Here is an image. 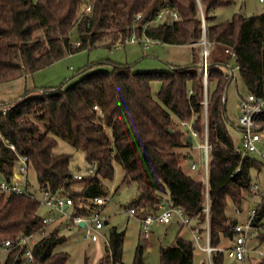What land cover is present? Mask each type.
I'll return each mask as SVG.
<instances>
[{"label": "trees", "instance_id": "1", "mask_svg": "<svg viewBox=\"0 0 264 264\" xmlns=\"http://www.w3.org/2000/svg\"><path fill=\"white\" fill-rule=\"evenodd\" d=\"M200 2L201 6L198 0H0V84L82 50L113 48L117 41L125 44L132 35L193 45V61L184 67L136 72L130 64L101 62L111 68L93 70L88 66L71 85L40 91L37 87L0 101V177L12 179L19 157L25 156L41 189L72 197L74 215L85 214L90 199L106 195L102 179L114 178L118 162L124 169L122 183L137 184L134 205L139 209L156 213L165 204L181 207L196 220L201 234L209 223L212 246H222L225 241L232 245L236 231L234 219L227 213L228 203L243 209L253 185L251 172L264 170V160L236 150L227 116L232 74L224 64L232 57L226 49L236 51L248 91L263 95L264 12L236 13L218 22L216 11L234 0ZM90 4L92 10L87 12ZM162 11L163 18L157 19ZM173 11L178 19L173 18ZM202 14L210 42L207 82L200 70ZM154 82L159 83L157 91ZM255 120L264 129V113ZM182 121L191 122L202 139L207 134V176L202 170L201 178L193 177L183 167V160L189 158L185 150L191 144ZM59 140L84 152L88 165L97 164L96 173L75 178L70 168L72 155L54 152ZM40 206L37 198L0 191V244L43 228ZM256 210V237L263 243L264 193ZM47 231L30 246L32 260L25 247L10 252L0 247V264H66L69 253L56 250L66 236L59 226ZM125 235L116 227L111 229L97 264L122 261ZM194 242L179 232L172 245L161 247L160 264H194ZM226 257L224 251H215L212 264H224ZM246 261L264 264V255L247 254ZM84 264H88L87 258ZM132 264H146L142 245Z\"/></svg>", "mask_w": 264, "mask_h": 264}, {"label": "rangeland", "instance_id": "2", "mask_svg": "<svg viewBox=\"0 0 264 264\" xmlns=\"http://www.w3.org/2000/svg\"><path fill=\"white\" fill-rule=\"evenodd\" d=\"M263 12L264 2L260 0H234L233 4L221 7L216 11V19L218 22H224L231 19L236 13L255 15ZM140 41L141 40L138 39L136 42L134 41L135 43H125L126 45L123 44L120 47L115 46L113 48L96 47L68 55L56 61L54 64L37 71L35 75L37 87L38 89H46L50 87H59L62 84H65V86L71 85L83 75L78 72L88 66H92L91 69L93 70L111 68L101 62L130 64L133 71L136 72H159L170 69L171 64L184 66L191 64L193 61L191 50L186 46L157 43L156 45L153 44L150 48H146L144 42L140 43ZM196 46L198 49L200 48L199 45ZM200 50L202 51L201 48ZM157 85V82L153 83L154 91L158 90L156 88ZM239 89L242 93H246L243 86H240ZM227 93L228 103L231 104L234 102L237 107L239 92L234 83L229 85ZM233 121L235 124L239 122L237 118ZM229 128L230 132L234 134L233 138L235 143L238 144V137L240 138L241 135L240 132H238L232 123H229ZM108 132L111 134L110 129H108ZM262 143L264 144V138ZM54 152L56 154L68 153L72 155L70 168L73 174H85L87 172L89 165L86 161L84 152L75 149L63 140H59V144ZM191 152L195 155L194 161L199 163V148L193 147L191 148ZM253 156L260 159L258 154H253ZM192 161L193 159H186L184 162L185 171L193 177L201 178L202 166L198 165L197 169H191ZM251 174L252 184L257 183L260 190L264 191V170L260 172L252 170ZM123 176V167L118 162H115L114 178L102 179L104 189L106 190L105 196L108 199L104 206L103 214L106 216L109 223L103 230L105 236H102L99 241H92L86 238V231L84 228L72 225L69 226L70 219L68 216L62 215L59 212L51 214L55 217L62 216V221L48 226V230L51 231L59 226L62 233L66 236V241L56 248L57 251H66L69 253L70 257L66 264H84L86 258L88 264H97L99 258L104 254V247L113 227H116L120 231H125L126 233L122 261L119 264H132L138 245L143 246L146 264H160L161 247L172 245L179 232L183 238L194 242L191 230L187 226H182L177 217L169 224L160 223L158 221L153 222L151 225V236L144 238L141 233L142 224L139 219L142 213H138V216H133L129 213V208L134 206V200L138 195L137 184L135 182L129 184L122 183ZM29 182L30 189L35 191L36 198L41 200L42 189L33 168L29 169ZM81 188V184L76 185L77 190ZM258 201L259 197L257 196L253 201L247 202L242 211H238L234 204L229 201L227 213L231 217L239 218L240 222H244L251 209L256 206ZM70 212L71 210L68 209V215ZM160 212L161 211L158 210L154 215H158ZM40 213L41 215L48 213V209L42 204L40 206ZM229 244V241H225L222 246L227 247ZM194 245V264H210L208 254L197 246L195 242ZM247 247L249 250L248 254L259 257V251H264V242L262 243L257 237H253L248 240ZM230 263L231 259L226 257L224 264ZM246 264H249V262L246 261Z\"/></svg>", "mask_w": 264, "mask_h": 264}, {"label": "built area", "instance_id": "3", "mask_svg": "<svg viewBox=\"0 0 264 264\" xmlns=\"http://www.w3.org/2000/svg\"><path fill=\"white\" fill-rule=\"evenodd\" d=\"M264 2V0H260ZM92 5H88L86 8L87 12H91ZM164 11L160 12L157 19H162L164 16ZM142 14L137 16V19L141 17ZM174 19L179 18V14L176 11L172 12ZM203 21V37L200 42L202 45V51L200 55V70L207 82L208 77V59L210 54V42L207 38V28L204 25L206 20L204 14H202ZM139 38L132 35L131 38L126 40L137 41ZM145 39L149 42V46L154 44V41L148 37ZM78 44V43H77ZM121 41L116 42V47L122 46ZM226 52L234 59L237 58V53L233 49H226ZM235 69H240L237 64ZM233 72V70H232ZM97 108V106H95ZM239 127L242 132L241 143L236 147L237 152L242 154H258L264 159V132L261 126L256 122L255 118L259 114L264 113V94L258 95L254 92L248 91L246 94L239 99ZM181 126L188 128L189 133L192 137H198V133L192 129L191 122L182 121ZM0 136H2L0 134ZM206 141L200 147H203L205 152V168L208 171L209 167V149L210 145L208 143V138L206 134ZM10 148L15 150L14 144H9ZM192 168H196V163L192 164ZM97 170V164H90L88 166L87 172L75 174V178L82 179L87 175L95 174ZM0 191L6 194H19V195H29L36 198L35 191L30 189L29 182V165L25 156L19 157V162L17 167L14 169L12 179L7 180L6 178L0 177ZM252 192L258 195L259 201L261 199L264 191H261L259 185L253 184L251 188ZM107 198L104 195L95 196L89 201V210L85 214L74 215V200L72 197L63 195L61 193H56L50 189H42V199L39 202L48 209V213L43 216L44 227L38 232H34L28 235H21L16 239H7L0 244L1 250L3 252H10L13 249L25 247L26 255L29 260L33 259L32 249L30 246L34 245L40 238L47 234L48 226L59 223L62 221V216L55 217L51 215L52 213L59 212L62 215H66L70 219V226L81 227L80 223L84 222L85 225L82 227L86 231V238L92 241H99L102 236H105L103 230L106 226V216L103 214V209L107 203ZM70 209L71 212L68 215L67 210ZM160 214L154 215L156 213L145 211L144 209H139L136 205L129 208V213L133 216H138V213H142L139 217L142 224L141 233L144 238H148L151 235V225L153 222L158 221L160 223L169 224L172 220L177 217L182 226H187L192 234L195 243L204 250L209 257V262L212 264V253L215 251H224L227 256L234 259L237 263L246 264V256L249 252L247 243L248 240L256 237L258 234L256 218V207H254L249 214V217L244 222H236L234 224V230L236 231V237L233 244L229 247H214L210 244V232L209 223L207 222L204 234H201L199 226L196 224V220L187 216L185 211L181 207H174L168 204L162 205L160 207ZM261 229L264 230V221ZM260 255H264V251H259Z\"/></svg>", "mask_w": 264, "mask_h": 264}, {"label": "crops", "instance_id": "4", "mask_svg": "<svg viewBox=\"0 0 264 264\" xmlns=\"http://www.w3.org/2000/svg\"><path fill=\"white\" fill-rule=\"evenodd\" d=\"M206 20V19H205ZM207 24V23H206ZM208 29V28H207ZM208 32V31H207ZM140 43L141 42H144V46L146 48H150L151 46H149V42L144 38L140 39ZM154 41V45H156L157 43H160L158 41ZM136 42V41H135ZM134 41H130V42H127L128 43H135ZM162 44H165V43H162ZM126 45V44H124ZM182 46H186L188 47L190 50H191V53H192V49H193V45H189V44H186V45H182ZM72 55V54H71ZM193 56V55H192ZM54 64V63H53ZM106 66H110V64H105ZM189 65V64H187ZM187 65H184V66H187ZM236 59L232 58V60L230 61H227L225 64H224V68L226 71L230 72L232 74V81L230 84L234 83L238 89V92H239V97H238V101H237V107L235 105V103H231L229 104L228 103V97H227V116H228V120H229V123H232L236 129L238 130V132H240V138L238 137V144H236V147L240 145L241 143V137H242V132H241V129L239 127V122L238 124H235L234 123V119H238L239 121V116H240V108H239V99L241 96H243L244 94H246L248 92V89L240 75V71L239 69H235L236 68ZM167 66V65H165ZM175 66H179V67H184V66H180V65H175V64H171L170 65V69H166L167 71L169 70H172ZM161 68H166V67H161ZM169 68V67H167ZM133 69V68H132ZM164 70V71H166ZM233 70V72H232ZM142 72V71H140ZM37 72L33 73V74H25L24 76L16 79V80H12V81H9V82H5V83H1L0 84V101H7V100H11V99H14V98H17V97H20L22 96L27 90H32V89H35L37 88V82H36V78H35V75H36ZM32 79V80H31ZM240 86L246 90V93H242L240 91ZM157 89L159 88V83L156 87ZM42 90V89H39V91ZM228 94V93H227ZM183 127V126H182ZM184 128V127H183ZM186 131H189L188 128H184ZM230 129V128H229ZM263 132H264V129H262ZM235 133V132H234ZM232 136L234 137V134L231 133ZM191 135L190 133L187 135L189 136ZM206 137V136H205ZM192 140H193V143L190 145V147H188V149L185 150V153H189V159H193L192 163H191V169H197L198 168V165L202 166V170L205 172V175L207 176L208 174V171L206 170L205 168V152H204V149L203 147H200V145H203L206 141V138L205 139H202L199 134H198V137H192ZM193 147H198L199 148V163H197L196 161H194L195 159V155L191 152V148ZM192 156V157H191ZM261 158V156H259ZM262 159V158H261ZM264 160V159H262ZM186 161V159L183 160L182 164H183V167H184V162ZM193 163H196V168H192V164ZM201 170V171H202ZM257 194H255V192H252L251 191V194L249 195V198L247 199V202H251L254 200V198L256 197L257 198ZM259 202V201H258ZM257 202V203H258ZM256 207V206H254ZM253 207V208H254ZM252 208V209H253ZM251 209V210H252ZM238 211H242L243 209H237ZM250 214V213H249ZM249 217V215H248ZM248 217L245 219V221L248 219ZM234 219V224L236 222H240L239 218H236V217H232ZM106 221L109 223L108 219L106 218ZM106 223V225L108 224ZM70 226V225H69ZM82 227V226H81ZM119 230V229H118ZM151 236V235H150ZM194 239V238H193ZM231 246V245H230ZM223 247V246H221ZM229 247V246H227ZM226 248V247H224ZM204 251V250H203ZM143 255H144V249H143ZM229 258V257H228ZM231 259V258H229ZM233 262H236L234 259H231V263L230 264H233ZM236 264H239L236 262Z\"/></svg>", "mask_w": 264, "mask_h": 264}, {"label": "water", "instance_id": "5", "mask_svg": "<svg viewBox=\"0 0 264 264\" xmlns=\"http://www.w3.org/2000/svg\"><path fill=\"white\" fill-rule=\"evenodd\" d=\"M198 1H199L200 6H201V2H200V0H198ZM204 25H205L206 28H207V24H206V22H205ZM206 34H207V31H206ZM186 140H187V142H189L190 144L193 143V140H192V136H191V135L187 136ZM191 157H192V156H191ZM106 223H108V222L106 221ZM80 225L83 227V226L85 225V223H84V222H81ZM233 264H236V262H233Z\"/></svg>", "mask_w": 264, "mask_h": 264}]
</instances>
